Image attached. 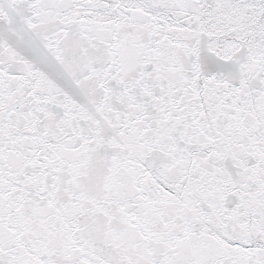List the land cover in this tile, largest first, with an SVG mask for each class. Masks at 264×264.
I'll return each mask as SVG.
<instances>
[{"label": "snow or ice", "instance_id": "6c2138e0", "mask_svg": "<svg viewBox=\"0 0 264 264\" xmlns=\"http://www.w3.org/2000/svg\"><path fill=\"white\" fill-rule=\"evenodd\" d=\"M0 264H264V0H0Z\"/></svg>", "mask_w": 264, "mask_h": 264}]
</instances>
